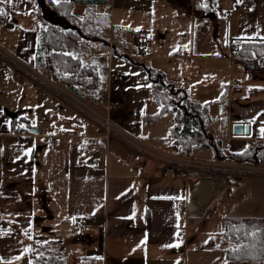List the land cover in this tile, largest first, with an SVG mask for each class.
<instances>
[{
  "label": "crops",
  "instance_id": "crops-1",
  "mask_svg": "<svg viewBox=\"0 0 264 264\" xmlns=\"http://www.w3.org/2000/svg\"><path fill=\"white\" fill-rule=\"evenodd\" d=\"M60 1L74 2L73 14L77 17L85 14L88 5H94L96 11L102 7L97 12L110 15L106 51L89 46L87 56L91 62L107 56L106 79L96 82L101 88L99 98L77 96L91 110L106 116L134 115L122 96L124 91L113 84L124 76L114 71L109 59L115 55L125 57L126 51L133 47L132 55L138 51L140 54L135 57L145 60L149 69L160 72L166 83L174 84L191 100L207 107L205 126L209 142L221 147L225 154L243 152L254 140L264 138L260 131L264 128V99L252 101L248 89L241 92L235 89L240 86L235 77L236 63L246 79L263 69L264 61L254 53V67L247 68L233 53L235 45L245 42L259 43L264 51V0H208L210 9L206 10H197L196 0ZM237 4L248 9L235 8ZM38 6L39 0L0 3V9L7 13L0 21L7 20L10 24L9 28L0 24V39L9 41L2 43L3 48L43 73L45 53L40 49L45 25L37 19ZM10 67L4 68L0 62V82ZM12 74L20 91L14 94V86L0 84L3 262L15 260L19 252L26 254L27 243L17 233L20 230L26 232L31 245H47L51 252L53 246L59 248L53 253L62 255L67 264H204L200 262L208 249L190 246L192 241L187 232L191 231V220L216 216L221 235L228 218H264V177L200 174L159 166L155 158L139 153L137 148L131 149L123 138L111 137L112 143L111 138H104L94 118L89 119L81 111L75 116L64 112L62 105L68 104L63 98L25 79L17 70ZM261 80H253L249 85H263ZM221 83L224 91L219 89ZM102 94L111 98L114 108L101 102ZM211 101L224 106L221 119L217 117L219 111L211 110ZM34 110L44 120L43 125H38L39 119L36 124L31 123ZM48 116L52 119L49 124ZM236 123L249 124L250 134L234 135ZM173 125L174 120L170 134ZM18 127L22 133L17 132ZM31 128L41 131L31 132ZM155 129L149 135L159 137ZM124 132L153 149L187 156L175 153L178 144L173 135L161 138L170 146L163 150L146 137ZM52 137L57 140L55 146L50 145ZM199 148L192 150V158L217 159L213 147H204L205 151L196 154ZM37 156L42 161L37 162ZM37 173L41 175L38 181ZM38 191L46 196L48 216L38 217L35 223L33 218L22 214L27 210L25 207L34 208L29 199L35 200ZM81 221L84 231L78 227ZM199 230L194 239L200 235ZM72 239L83 243L86 250L66 258L71 252L65 248ZM177 244L178 247H167ZM25 264H31L30 260L25 259Z\"/></svg>",
  "mask_w": 264,
  "mask_h": 264
},
{
  "label": "trees",
  "instance_id": "trees-1",
  "mask_svg": "<svg viewBox=\"0 0 264 264\" xmlns=\"http://www.w3.org/2000/svg\"><path fill=\"white\" fill-rule=\"evenodd\" d=\"M208 0H196L197 10L210 9L203 7ZM72 1L39 0L37 19L45 25L42 32L41 52H44V70L49 78L63 86L72 94L85 98L90 96L97 100L101 88L98 80L106 79L108 68L107 56L103 55L92 62H85L89 46L105 50L109 44L111 29L110 15L98 13L94 5H88L83 16L73 14ZM211 11V10H210ZM263 48L259 43L245 42L235 45L233 53L243 65L253 66L254 53L264 61ZM119 54L118 52H115ZM38 59H42L39 56ZM259 59V60H260ZM262 61V62H263ZM6 68V65L2 63ZM40 67V66H39ZM153 85L150 92L160 107V118L170 109L175 112L174 125L171 129L178 146L175 153L191 156L194 147H213L217 159L237 163H254L264 160V138L256 139L243 152L225 154V150L209 142L206 129L207 107L191 100L182 89L166 83L163 75L147 68ZM223 154V157L221 156ZM20 233V230H18ZM225 258L229 264H264V218H228L220 235ZM32 245L30 250L31 264H67L59 253H53L47 245Z\"/></svg>",
  "mask_w": 264,
  "mask_h": 264
},
{
  "label": "rangeland",
  "instance_id": "rangeland-1",
  "mask_svg": "<svg viewBox=\"0 0 264 264\" xmlns=\"http://www.w3.org/2000/svg\"><path fill=\"white\" fill-rule=\"evenodd\" d=\"M101 10H102V7L97 8V11H101ZM85 12H86V10H85ZM198 26L199 27L202 26L201 22L198 24ZM3 32L5 33L6 31H3ZM1 38H2V40L0 39V45L1 46H2L3 42L9 43V41L6 40L4 37H1ZM4 49L7 50L5 47H4ZM132 50H133V47H130L126 51L125 57H118L115 55L114 57L109 56V59L111 58L112 66H113V67L112 66L111 67L114 69V71L116 73H119L118 75H122V76H124V78H126V79L119 78L118 80L114 81L113 84H114V86L117 87L118 90L124 91L122 96L125 98V101L127 102L128 107L133 109L134 115H132V116H126V114L124 116H121L118 114H112V115L108 114V115L111 117V120L118 127H120L123 131H127L128 133H131L132 135H138L141 137H146L144 139H147V141H149L150 143H152L158 147H161V149H163V150L169 149L170 146L165 144L163 142V140H161V138H164V136L167 138H170L169 136H172V134H170V132H169V128H170L171 124L173 123V120H174L173 114L174 113L170 109L169 112H166L160 118H158V119L155 118L160 113V107L154 101L150 91L153 88L161 89V87L159 85H153L152 86V82L149 78L148 71H147V68H149L148 63L141 58L135 57L136 55L133 56ZM7 51L12 54V52H10V50H7ZM100 51H103V50H100ZM104 52H105V50H104ZM131 58H134V59H131ZM85 62L88 63V62H91V60L88 59V57H86ZM110 64H111V62H110ZM235 66H236L235 77L240 80V86H238L235 89L237 91H240V92L245 90V89H248V91L251 92V94L249 95V98L252 99V101L260 100V99L263 100L264 99V84L263 85L262 84H257V85L256 84H250L249 85V83L253 80L258 79V78H261L262 79L261 81L264 82V77H263L264 76V68L258 69V72L256 71L255 74L251 75V77L244 79L245 77L242 75V70L239 67L238 63H236ZM9 69L10 70L8 72H5L6 73V75H4L5 81H3L4 78H2L0 84H6V85L10 84V87L14 86V90L12 89V91L15 94V91H18V90L20 91L21 88L17 84L16 79L12 74V72L13 73L16 72L15 68L10 67ZM21 75H23V74H21ZM23 76H25V75H23ZM25 79L29 80V78L26 76H25ZM149 85H150V87H149ZM219 89H222L224 91V89H225L224 84L221 83ZM3 90H6V89H3ZM67 91H69V90H67ZM1 99H2V93H1ZM218 101H211L209 106H211L212 111H219V112H217V117H219V119H221V113L224 111V106L222 105V103H220ZM15 103H18V101L16 100ZM82 103L84 104L83 101H82ZM67 104L68 105H66L64 103L62 105L64 108V110H63L64 112L67 111L66 113L72 114L73 116H75V114H77V112L82 114L81 113L82 111L80 109H78L77 106H75L73 104L71 105V103L69 104V102H67ZM87 106H89V105H87ZM90 107H92V106H90ZM102 107H104V109H106L105 105H102ZM96 110H99V109H96ZM100 111L105 112L104 110H100ZM83 115L88 117L89 119L92 118L87 112H83ZM104 116H106V115H104ZM39 117L40 116H38V113L34 110L31 114V123L33 125L36 124ZM134 117L136 118L137 121H135ZM142 117H145V118L142 119ZM49 121L50 122L52 121L50 116H48V119H47L48 124H49ZM21 122L24 124V120H22ZM155 126H157V127H155ZM155 128H157V129H155ZM154 129H155V131H157V133L160 134L159 137L158 136L153 137L151 134L149 135V132H151ZM112 137H115V135H113ZM131 138L135 139L133 137H131ZM220 138L224 139V137H221V136H220ZM137 141H139V140H137ZM110 142L111 143L113 142V138L110 139ZM56 143H57V140H56ZM56 143H55V145H56ZM127 145L130 146L131 149H133L135 151H136V148L139 149L138 146L135 144L127 142ZM219 147H220V144H219ZM203 151H205L204 148L200 147L199 151H197L196 154H198V153L201 154V152H203ZM136 153H138V151ZM139 153H140V151H139ZM146 155L155 158L153 156V154H146ZM38 156H39V154H38ZM38 156L36 158L37 162H39V160H40V159L38 160ZM196 157H198V156H196ZM143 159H145V157ZM155 159H153V160H155ZM40 161H42V159ZM157 164L159 166L164 167V168H170L169 165H163L161 163V161H157ZM35 178L38 181L41 178L40 173L39 174L37 173ZM42 196H43V194H41L38 191L37 195L35 197V200L29 199V202L34 206V208L28 209L27 207H25L28 211L30 210L31 213L26 210L22 214L26 217L33 218L35 223H36V219L38 217L46 218L48 216V208L46 209L43 206ZM31 201H33V203ZM25 214H27V215H25ZM44 220H46V219H44ZM190 223H191V229H190L191 231L187 230L188 231L187 234L190 235L189 240L192 241L190 244L192 249H195V248H197L199 250H202V249L207 250L208 249V253H207L206 257H204L203 255H200L201 257H204L203 261L200 263L204 262V264H227V262L224 258V254H225L224 250H223L224 248H223V246H221V243H220L221 228L219 229V221L217 220V217L209 215L204 220H199V219H197L195 221L191 220ZM197 229H200L199 230L200 235L194 239V237L197 234V231H196ZM18 232L19 231L17 230V233ZM25 233L26 232H24V231L20 232L22 239L25 240V242L27 243L26 244V249H27L26 254H25V251L23 253L19 252V254L16 256L15 260H13V261L6 260L3 262V260H1V258H0V264H25V259L30 260L29 255H30V250H31L30 248H32V245L30 244V242H28L26 240V234ZM202 245H203V247H202ZM35 246H39V245H35ZM35 246H34V248H35ZM53 248H54V250H52V252H57V249H59V248H55L54 246H53ZM28 249H29V252L27 253ZM65 249L67 250L68 253L71 252V254L70 253L67 254V257H66V258H68V257L70 258V257H73V255H76L77 253L81 252L82 250H86V247H84L83 243L76 241V239H72L67 243ZM222 250H223V252H222Z\"/></svg>",
  "mask_w": 264,
  "mask_h": 264
},
{
  "label": "built area",
  "instance_id": "built-area-1",
  "mask_svg": "<svg viewBox=\"0 0 264 264\" xmlns=\"http://www.w3.org/2000/svg\"><path fill=\"white\" fill-rule=\"evenodd\" d=\"M235 8H241L242 10H247V6L235 5ZM109 10L110 7H107ZM0 24L4 28H9L10 24L7 20H1ZM140 53L137 51L136 56ZM0 62L5 65H9L15 68L19 73L25 75L39 86L48 90L55 95L63 98L69 104L75 105L82 112H87L92 118H94L100 125L103 132V137L110 139L113 135L123 138L126 142L132 143L138 146L139 151L144 154H153L157 161H161L163 165H169L175 169H182L191 172H196L200 174H226L234 177H264V160L257 161L254 163H237L228 162L219 159L215 160H201L197 158H192L191 156H181L171 152L153 149L140 141L132 139L128 136L120 127H118L112 120L110 116H104L96 111L91 110L88 106L82 103V101L71 92L67 91L65 88L54 82L46 74L36 70L35 68L29 66L28 64L22 62L13 54L9 53L2 46H0ZM236 82L234 81L233 84ZM100 100L102 103H106L109 108H114V103L109 96L104 94L101 95ZM44 120L39 119L38 125H43ZM17 132L22 133L23 130L18 127ZM56 138L52 137L50 140V145L55 146ZM196 149V147H194ZM81 231L86 230L84 223L81 221L78 225Z\"/></svg>",
  "mask_w": 264,
  "mask_h": 264
},
{
  "label": "water",
  "instance_id": "water-1",
  "mask_svg": "<svg viewBox=\"0 0 264 264\" xmlns=\"http://www.w3.org/2000/svg\"><path fill=\"white\" fill-rule=\"evenodd\" d=\"M40 129L39 128H31V132H35V133H40ZM251 131V126L249 124H242V123H236L233 125V134L234 135H249ZM46 196L43 195L42 196V203L43 206L47 209V200L45 198Z\"/></svg>",
  "mask_w": 264,
  "mask_h": 264
},
{
  "label": "snow or ice",
  "instance_id": "snow-or-ice-1",
  "mask_svg": "<svg viewBox=\"0 0 264 264\" xmlns=\"http://www.w3.org/2000/svg\"><path fill=\"white\" fill-rule=\"evenodd\" d=\"M6 2H11V0H0V3H6ZM54 2L58 4L60 2V0H54ZM202 6L205 8L207 7L206 4L202 5ZM6 15H7V13H5L2 9H0V17L6 16ZM137 31H139V29H137ZM149 87H150V85H149ZM260 131H261V134L264 135V128H261ZM173 246L178 247L179 245L178 244L177 245H167V247H173Z\"/></svg>",
  "mask_w": 264,
  "mask_h": 264
}]
</instances>
